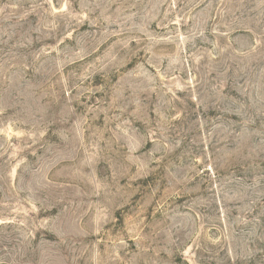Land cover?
Listing matches in <instances>:
<instances>
[{
	"label": "rangeland",
	"instance_id": "1",
	"mask_svg": "<svg viewBox=\"0 0 264 264\" xmlns=\"http://www.w3.org/2000/svg\"><path fill=\"white\" fill-rule=\"evenodd\" d=\"M0 264H264V0H0Z\"/></svg>",
	"mask_w": 264,
	"mask_h": 264
}]
</instances>
